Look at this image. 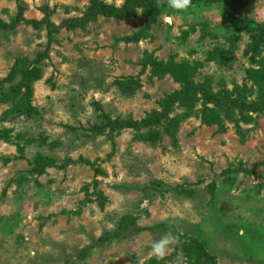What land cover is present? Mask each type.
<instances>
[{
	"label": "rangeland",
	"instance_id": "374dc122",
	"mask_svg": "<svg viewBox=\"0 0 264 264\" xmlns=\"http://www.w3.org/2000/svg\"><path fill=\"white\" fill-rule=\"evenodd\" d=\"M1 97L0 264H264V0H0Z\"/></svg>",
	"mask_w": 264,
	"mask_h": 264
},
{
	"label": "clouds",
	"instance_id": "9594fccd",
	"mask_svg": "<svg viewBox=\"0 0 264 264\" xmlns=\"http://www.w3.org/2000/svg\"><path fill=\"white\" fill-rule=\"evenodd\" d=\"M191 4V0H168V6L171 9L183 10L187 9ZM167 23H172V18H167ZM176 243L175 237L171 235H165L159 240H155L151 244V254L159 259L166 256L170 249V245Z\"/></svg>",
	"mask_w": 264,
	"mask_h": 264
},
{
	"label": "trees",
	"instance_id": "16d2710c",
	"mask_svg": "<svg viewBox=\"0 0 264 264\" xmlns=\"http://www.w3.org/2000/svg\"><path fill=\"white\" fill-rule=\"evenodd\" d=\"M100 13H101V10H100V9H97V10H96V13H95L94 15H95V16H98V15H100ZM108 15H109V14H108ZM77 22H78V21H77ZM77 22H76V23H77ZM71 23H72V22H71ZM70 28H76V24H75V23H72ZM58 29H59V28H58ZM7 99H8V97H1V98H0V102H6ZM250 108H252V107H250ZM255 108H256V107H254V108H252V109H255ZM261 108L264 110V106L261 105ZM262 112H263V111H262ZM148 135H149V136L145 137V140H147V141L150 140V136H151V134L149 133ZM190 260H191V264H206V263H202L203 261H202V257H201V256L196 257V256H194V254L190 257ZM147 264H155V262H154V261H151V262H149V263H147Z\"/></svg>",
	"mask_w": 264,
	"mask_h": 264
}]
</instances>
